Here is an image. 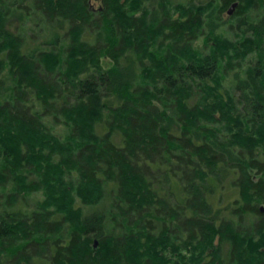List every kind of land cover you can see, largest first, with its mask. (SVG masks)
<instances>
[{
	"label": "trees",
	"instance_id": "1",
	"mask_svg": "<svg viewBox=\"0 0 264 264\" xmlns=\"http://www.w3.org/2000/svg\"><path fill=\"white\" fill-rule=\"evenodd\" d=\"M100 1L0 0V264H264V0Z\"/></svg>",
	"mask_w": 264,
	"mask_h": 264
},
{
	"label": "rangeland",
	"instance_id": "2",
	"mask_svg": "<svg viewBox=\"0 0 264 264\" xmlns=\"http://www.w3.org/2000/svg\"><path fill=\"white\" fill-rule=\"evenodd\" d=\"M208 1L209 0H192V2H194V4H197V5H203V4L207 3ZM215 2H216V0H215ZM90 3H91V6H92L93 9H97V8H99L101 6V1L100 0H97V1L90 0ZM229 16L230 15H227V13H224L222 15V18L224 20H228L229 19ZM185 254L189 256L188 253H185Z\"/></svg>",
	"mask_w": 264,
	"mask_h": 264
},
{
	"label": "water",
	"instance_id": "3",
	"mask_svg": "<svg viewBox=\"0 0 264 264\" xmlns=\"http://www.w3.org/2000/svg\"><path fill=\"white\" fill-rule=\"evenodd\" d=\"M94 1H97V0H94ZM237 6V3H233L231 6H230V8H229V10H228V14H230L233 10H234V8Z\"/></svg>",
	"mask_w": 264,
	"mask_h": 264
},
{
	"label": "flooded vegetation",
	"instance_id": "4",
	"mask_svg": "<svg viewBox=\"0 0 264 264\" xmlns=\"http://www.w3.org/2000/svg\"><path fill=\"white\" fill-rule=\"evenodd\" d=\"M229 10V9H228Z\"/></svg>",
	"mask_w": 264,
	"mask_h": 264
}]
</instances>
